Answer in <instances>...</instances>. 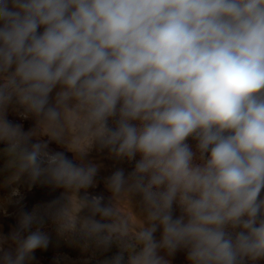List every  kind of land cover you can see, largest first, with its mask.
I'll list each match as a JSON object with an SVG mask.
<instances>
[{"label":"clouds","instance_id":"9594fccd","mask_svg":"<svg viewBox=\"0 0 264 264\" xmlns=\"http://www.w3.org/2000/svg\"><path fill=\"white\" fill-rule=\"evenodd\" d=\"M0 144L7 168L62 190L0 234V264H31L48 247L53 209L98 249L115 246L100 264H171L178 251L186 264H259L264 0H0ZM93 149L134 163L105 187L140 197L136 228L89 194Z\"/></svg>","mask_w":264,"mask_h":264},{"label":"rangeland","instance_id":"374dc122","mask_svg":"<svg viewBox=\"0 0 264 264\" xmlns=\"http://www.w3.org/2000/svg\"><path fill=\"white\" fill-rule=\"evenodd\" d=\"M8 119L22 124L25 131L34 128L37 133L34 140H49L42 126L37 125L34 118L23 119L18 112L10 108ZM70 137L71 133L66 131L65 141ZM2 147L3 145L0 144V148ZM50 148L66 151V144L57 145L52 142ZM67 154L70 158L73 156L72 153ZM5 160L6 158L0 156V234L6 235L16 226L18 214L22 209L30 211L36 206L46 205L60 196L62 190H52L48 186L39 184L33 185L26 175L18 176L15 169L7 168ZM89 161L101 166L96 177V186L88 189L89 194L102 195L106 204L110 203L116 213L127 218L129 225L136 228L143 219L140 197L129 193L113 195L105 187V179L114 171L123 168L127 175L132 171L134 163L116 161L109 157L107 150L96 149L86 157L85 162ZM83 195V191L78 196L69 194L68 198L62 201V205H67L71 209ZM89 214L87 208L81 209L78 213L80 217ZM175 214L179 215L178 209ZM66 224L67 220L60 217L57 210L46 212L42 230L48 234L50 242L46 249L36 250L35 259L31 264H100L103 258L116 253L115 246L108 252L98 249L94 244L86 241L78 231L67 228ZM155 235L159 239L160 231ZM185 255V252L178 251L174 257L169 258L171 264H186ZM259 264H264V261H260Z\"/></svg>","mask_w":264,"mask_h":264},{"label":"flooded vegetation","instance_id":"af4514ba","mask_svg":"<svg viewBox=\"0 0 264 264\" xmlns=\"http://www.w3.org/2000/svg\"><path fill=\"white\" fill-rule=\"evenodd\" d=\"M190 143H191V144H194V142H191V141H190ZM192 147H193V149L195 150V145H192ZM262 195H264V192H262Z\"/></svg>","mask_w":264,"mask_h":264}]
</instances>
